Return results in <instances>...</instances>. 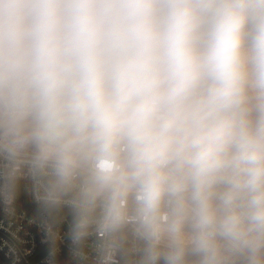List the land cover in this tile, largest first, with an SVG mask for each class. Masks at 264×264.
<instances>
[{
  "label": "clouds",
  "instance_id": "9594fccd",
  "mask_svg": "<svg viewBox=\"0 0 264 264\" xmlns=\"http://www.w3.org/2000/svg\"><path fill=\"white\" fill-rule=\"evenodd\" d=\"M0 160L102 264H264V0H0Z\"/></svg>",
  "mask_w": 264,
  "mask_h": 264
},
{
  "label": "built area",
  "instance_id": "2783aa9c",
  "mask_svg": "<svg viewBox=\"0 0 264 264\" xmlns=\"http://www.w3.org/2000/svg\"><path fill=\"white\" fill-rule=\"evenodd\" d=\"M4 170L0 160V264H102L101 241L91 229L79 249L74 248V211L69 204L47 202L44 187L31 178L27 168L11 186L2 178ZM23 184L31 208L18 198ZM114 259L115 264L136 259L130 236Z\"/></svg>",
  "mask_w": 264,
  "mask_h": 264
},
{
  "label": "trees",
  "instance_id": "16d2710c",
  "mask_svg": "<svg viewBox=\"0 0 264 264\" xmlns=\"http://www.w3.org/2000/svg\"><path fill=\"white\" fill-rule=\"evenodd\" d=\"M18 198L22 201V205L25 208H31L30 202L28 201V189L26 185L23 184L20 193H18Z\"/></svg>",
  "mask_w": 264,
  "mask_h": 264
}]
</instances>
